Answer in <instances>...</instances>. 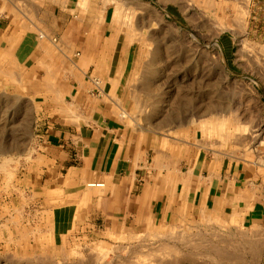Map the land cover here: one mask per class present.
Masks as SVG:
<instances>
[{
    "label": "rangeland",
    "instance_id": "1",
    "mask_svg": "<svg viewBox=\"0 0 264 264\" xmlns=\"http://www.w3.org/2000/svg\"><path fill=\"white\" fill-rule=\"evenodd\" d=\"M48 1L0 4L8 3L20 21L30 11L33 19L51 23ZM192 1L194 7L187 0H92L89 7L102 15L103 45L117 43L125 69L113 101L120 150L130 154L134 170L139 161L159 163L163 178L152 184L146 207L127 220L94 226L72 207L69 225L47 231L45 188L30 180L39 156L35 108L21 89L0 88V165L7 164L0 168V264H264V124L257 137L248 130L253 121L264 122V0L250 4L243 29L235 26L243 0ZM118 6L124 13L119 19ZM218 23L234 31L218 33ZM143 37L148 47L137 40ZM68 156L72 165L79 163L78 153ZM207 158L256 178L260 217L248 219L240 202L225 209L188 207L190 182L169 177L184 178L192 163ZM142 183L136 182V196L143 193ZM160 193L164 199H153Z\"/></svg>",
    "mask_w": 264,
    "mask_h": 264
},
{
    "label": "crops",
    "instance_id": "2",
    "mask_svg": "<svg viewBox=\"0 0 264 264\" xmlns=\"http://www.w3.org/2000/svg\"><path fill=\"white\" fill-rule=\"evenodd\" d=\"M66 2H46L51 23L38 18L20 21L8 3L0 4V9L6 10L0 11V88L21 89V95L35 108L39 156L30 180L45 188L41 199L48 207V232L69 225L72 207H79L80 217L94 226L100 220L105 224L127 220L146 207L145 200L150 202L152 184L157 186L156 182L163 180L159 163L152 167L139 161L134 170L130 154L120 150L115 104L97 95L88 81L90 74L107 80L115 55L103 45L102 23L91 13L75 20L73 0L70 5ZM38 31L62 39L66 53L56 52L49 38L40 39ZM72 152L78 153V164L70 162L68 153ZM139 168L143 170L141 177ZM199 168L201 174H197ZM232 169L207 158L197 165L192 163L184 178L170 176L169 180L190 182L191 206L225 209L240 202L248 219L260 217L262 192L256 178L247 170ZM138 180L143 182V193L136 196ZM89 183H103L106 188L89 189ZM160 194L153 199H164Z\"/></svg>",
    "mask_w": 264,
    "mask_h": 264
},
{
    "label": "bare ground",
    "instance_id": "3",
    "mask_svg": "<svg viewBox=\"0 0 264 264\" xmlns=\"http://www.w3.org/2000/svg\"><path fill=\"white\" fill-rule=\"evenodd\" d=\"M53 1H55V0H53ZM66 1H67L66 2V5H70V0H66ZM172 1H181V0H168V2H172ZM212 1L213 0H208V2H210L208 4L210 5ZM187 2L189 4V6L194 7V5H193L194 2L192 0H187ZM252 2H253V0H243V3L245 4V10L243 12L241 10L240 13H239V16L237 17L238 18V21H237L238 23L235 25L236 26V29L237 28L243 29L247 25V17L249 15V13H248L247 10H248L250 4H252ZM90 4H92V0H73L74 19L75 20H82V18H84L85 16H87V15H89L91 13V15H93V16L96 17L97 21H100L102 15L99 14V16H98L97 13L96 14H92L93 11H94V8L89 9ZM30 8H31V6H30ZM31 14H33V12H30L29 11V15H22L24 17L23 19H26V20L27 19H31V18L33 19V17L31 16ZM123 14H124L123 13V6H118L115 17H118V19H119V18L122 17ZM130 21L131 22H128L127 21V23L124 24V27L126 29H130L131 28V26H132L131 23L133 22V20H130ZM162 21L165 22V23H167V21H166L165 18H163ZM217 25H218L217 26V32L218 33L224 32V31H229V30L230 31L231 30L234 31L233 30L234 27L232 28L231 27V24H229V23H227V24L226 23L225 24L218 23ZM38 32H39L40 39H44V38L46 39L48 37L43 31H38ZM139 36L142 37L143 34L140 33ZM48 38H49L48 39L49 42L54 46V50L56 52H58V53H64V54L66 53L65 44H64L65 42L62 39L60 40V39L51 38V37H48ZM144 38L145 37H143V40L142 39H137V40L138 41H141V46L142 47H148V45L146 44L147 39L144 40ZM132 43H134V41ZM116 44L117 43H115L114 41L113 42L110 41L109 44H108V46L106 47L108 50H111L112 51L113 55H115L114 56V60L115 61L113 62V69H111V71L109 73L110 74L109 78L111 76L116 75L115 78H113L112 81H110V82H105V81H103L100 78H96L95 76L91 77V79H90V82L91 83L94 82L95 83V88L99 90V93H100L99 96L101 98H104V100L108 104H110V105H111V102L112 101L116 102L115 101V97L117 99H119L118 98V94H119L120 89L123 86L122 85L123 82L125 81V77H124V74H125L124 70L125 69L124 68H120V63L118 62L119 52L116 51V48H117V45ZM214 44L215 45H219V43H218L217 40L214 42ZM68 58H70V57H67V59ZM141 62L142 61H139V65H141ZM104 89L107 90V91L110 90V92L112 93V96H110L109 98H107L109 95L104 92L105 91ZM134 92H136V96H137V89L134 88ZM136 96H135V98H136ZM113 110L115 112V115H118L116 109L113 108ZM143 111L144 110H142L141 112H143ZM220 111L222 113H224L225 112V109L222 108V109H220ZM222 113H221V115H222ZM193 121L194 120H192L191 122H193ZM223 121H224V123H221V124H222V126L224 128V126H226L225 125V119ZM207 123L209 124V122H207ZM263 124H264V122L261 121V120L260 121H253L248 126L249 133L252 134L255 137L261 135V133L263 132ZM6 167H7V164L6 163H2L0 165V168H2V169H6ZM178 183H181V182L179 181ZM87 187L89 189L102 190V189H105L106 188V184H103V183H89L87 185ZM178 194L180 196V192ZM178 194H175L174 196L179 198ZM189 202H190V200H189ZM189 206L191 207V205L188 203V207ZM205 209H206V207L203 208V210H205Z\"/></svg>",
    "mask_w": 264,
    "mask_h": 264
}]
</instances>
